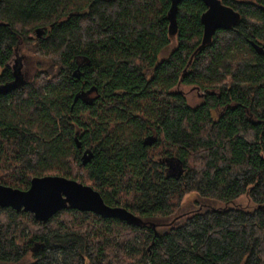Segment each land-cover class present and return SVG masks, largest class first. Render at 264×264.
<instances>
[{"label": "trees", "instance_id": "16d2710c", "mask_svg": "<svg viewBox=\"0 0 264 264\" xmlns=\"http://www.w3.org/2000/svg\"><path fill=\"white\" fill-rule=\"evenodd\" d=\"M221 1L237 26L200 48L207 7L183 0L177 46L160 61L170 0H0V185L65 177L135 216L67 209L43 223L0 208L1 262L264 264V55L252 46L264 50V0ZM19 52L34 66L28 82H17ZM184 86L203 92L199 106L175 91ZM244 196L253 211L163 222L187 197Z\"/></svg>", "mask_w": 264, "mask_h": 264}, {"label": "water", "instance_id": "95a60500", "mask_svg": "<svg viewBox=\"0 0 264 264\" xmlns=\"http://www.w3.org/2000/svg\"><path fill=\"white\" fill-rule=\"evenodd\" d=\"M170 1L171 7L168 13L169 35L175 37L178 33L179 4L183 0ZM200 1L207 7V11L202 16L204 33L200 48H204L212 42L217 31L230 30L237 26L241 20V15L231 7L224 5L221 0ZM44 33V29H37V38H41ZM252 46L258 54L264 55V50L261 47L254 43H252ZM75 76L80 77L79 74H75ZM87 94L77 95L75 101L79 98L83 99ZM151 138V140L147 139L145 141L146 145H153L156 142L155 137ZM76 144L78 148H81L78 141ZM90 160L91 155L86 151L82 156V165L85 166ZM0 208H11L16 211L31 213L36 221L43 223L50 221L54 216L67 209L92 213L104 219L120 220L128 223L135 220V216L127 209L107 205L101 194L93 188L60 176L35 178L27 191L0 185Z\"/></svg>", "mask_w": 264, "mask_h": 264}, {"label": "rangeland", "instance_id": "374dc122", "mask_svg": "<svg viewBox=\"0 0 264 264\" xmlns=\"http://www.w3.org/2000/svg\"><path fill=\"white\" fill-rule=\"evenodd\" d=\"M35 36V35H32ZM172 42L170 44V46L168 48H166L159 56V60L160 61H164L167 60L170 56V54L173 52V50L176 48L177 46V41L175 39V37H172ZM24 56L23 52H19V56H18V60H16V62H14V65H17V62L21 65L22 69H21V77L26 75V72L29 76V78H32L34 75V66L32 64L31 61V66L29 61H25V66L23 65V61L21 60V58ZM28 62V63H27ZM23 63V64H22ZM27 68V69H26ZM23 78V77H22ZM178 90H180L181 92H183L188 100V103L190 104V106L192 107H197L199 106L202 102H203V92L202 91H197L191 87H181L179 89L175 88V91L177 92ZM94 96V94H93ZM235 208H241L247 211H253L256 207L255 204L247 197L244 196L238 200H236L235 202L229 203V204H224V203H219V202H215V201H208L205 199H202L200 197H187L183 203V206L181 207V209L178 212V215H176V217L172 218V219H167L164 220L163 222H165L166 224H170L173 226H178L180 225L186 217H188L189 215H191L193 212L197 211V210H202V211H208L211 209H217V210H225V209H235ZM170 225L168 227H170ZM164 228H160L161 232L166 230ZM159 230V231H160ZM29 261H31V257H29ZM28 261V262H29ZM0 264H5L3 262L0 261Z\"/></svg>", "mask_w": 264, "mask_h": 264}, {"label": "flooded vegetation", "instance_id": "af4514ba", "mask_svg": "<svg viewBox=\"0 0 264 264\" xmlns=\"http://www.w3.org/2000/svg\"><path fill=\"white\" fill-rule=\"evenodd\" d=\"M18 56H19V53L15 55V57H14V59H13V63L16 62V60H18V59H17ZM21 60H22L23 63H24V64H23V63H22V64L25 66V64H26V63H25V61H26V57L23 56V57L21 58ZM22 70H23V69H22ZM17 75H18V80H17V82H19V83H20V82H21V83H22V82H28L29 79H30L29 76H28V74H27V72H26V75H24L22 79L20 78V74H19V73H17ZM151 137H155V136H150L148 139L151 140V139H152ZM155 138H157V137H155Z\"/></svg>", "mask_w": 264, "mask_h": 264}]
</instances>
